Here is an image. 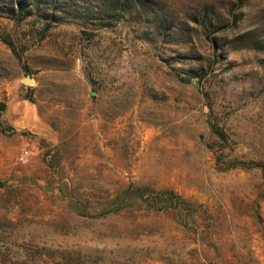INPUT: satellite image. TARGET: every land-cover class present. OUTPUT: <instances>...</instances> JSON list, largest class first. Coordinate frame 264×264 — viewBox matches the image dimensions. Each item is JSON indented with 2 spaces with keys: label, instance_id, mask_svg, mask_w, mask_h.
Segmentation results:
<instances>
[{
  "label": "rangeland",
  "instance_id": "1",
  "mask_svg": "<svg viewBox=\"0 0 264 264\" xmlns=\"http://www.w3.org/2000/svg\"><path fill=\"white\" fill-rule=\"evenodd\" d=\"M117 1L5 22L0 264H264V172L219 164L264 161V0ZM140 185L186 205L94 215Z\"/></svg>",
  "mask_w": 264,
  "mask_h": 264
},
{
  "label": "trees",
  "instance_id": "2",
  "mask_svg": "<svg viewBox=\"0 0 264 264\" xmlns=\"http://www.w3.org/2000/svg\"><path fill=\"white\" fill-rule=\"evenodd\" d=\"M11 2H12L11 6L7 7L6 11H0V34L2 36H5L4 39L6 40V42L10 44V46L13 48V50L18 55V57L21 58V53L17 50V47L14 44V40L12 39L11 35L7 34L5 22L11 23L12 25H14L15 23H17L24 17L29 16L31 12L28 11L27 9H24V7L27 6L26 4L27 0L26 2H24V0H11ZM42 4H43L42 0H37V6L40 7ZM117 4H120V3H118V1L116 0L115 5ZM49 16L51 19H53L55 17V11H52V13H49ZM82 31L84 33L89 32V30L86 28H83ZM204 75H205V72L197 71V72H194L191 77L182 76L181 79L190 81L192 80L193 77H195L196 79L201 80V78ZM19 84L20 86H24L22 83H19ZM28 88L31 89L32 87L28 86ZM203 93H204V97L206 99L208 106L212 108V100H211L210 91L208 89H203ZM26 97H29L30 99L34 100V98L29 92L26 93ZM7 107H8L7 100L5 98H0V116H1V113L7 109ZM0 121L2 120L0 119ZM1 127L5 130L15 129V127L12 126L11 124H5V125L3 124V126ZM219 162H220L219 164H221V166L225 168L237 167V166L246 167V168L260 167L264 172V161H261V160L245 161V160L234 159L228 163L226 162L223 163L224 161H221L220 159ZM124 191L125 192L123 191L118 192L115 195L114 205H112L110 208L102 209L98 213H94V215L96 214L102 215V214H106L109 212L121 211L124 207L128 206L131 203L128 199L129 197H126V196H132V195H135V196L137 195V196H140L146 199L148 207L152 209H167V208H172V207L177 208V207L183 206L184 204L186 205V201H184L183 197L179 195L178 193H176V191L172 188H165V189L157 190V189H153L148 186L140 185L137 187L127 188ZM74 197L78 201V204H76L75 206L78 207L79 211H81V213L88 212L87 211L88 209L86 208L85 200L83 201L82 199H78L77 196L72 195V201L74 200L73 199Z\"/></svg>",
  "mask_w": 264,
  "mask_h": 264
},
{
  "label": "water",
  "instance_id": "3",
  "mask_svg": "<svg viewBox=\"0 0 264 264\" xmlns=\"http://www.w3.org/2000/svg\"><path fill=\"white\" fill-rule=\"evenodd\" d=\"M20 80L23 83L33 84L36 83L37 78L32 72L28 71L25 75L20 78Z\"/></svg>",
  "mask_w": 264,
  "mask_h": 264
},
{
  "label": "built area",
  "instance_id": "4",
  "mask_svg": "<svg viewBox=\"0 0 264 264\" xmlns=\"http://www.w3.org/2000/svg\"><path fill=\"white\" fill-rule=\"evenodd\" d=\"M30 154V148H24L20 153H19V159L20 160H25L26 157Z\"/></svg>",
  "mask_w": 264,
  "mask_h": 264
}]
</instances>
